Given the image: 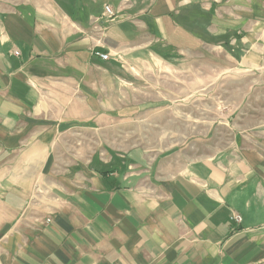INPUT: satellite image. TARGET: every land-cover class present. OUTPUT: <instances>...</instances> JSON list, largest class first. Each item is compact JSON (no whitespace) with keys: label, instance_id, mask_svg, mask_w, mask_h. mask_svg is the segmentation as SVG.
Returning a JSON list of instances; mask_svg holds the SVG:
<instances>
[{"label":"crops","instance_id":"1","mask_svg":"<svg viewBox=\"0 0 264 264\" xmlns=\"http://www.w3.org/2000/svg\"><path fill=\"white\" fill-rule=\"evenodd\" d=\"M263 29L264 0H0V264H264V126L206 156L89 144L160 115L185 62L257 69Z\"/></svg>","mask_w":264,"mask_h":264},{"label":"rangeland","instance_id":"2","mask_svg":"<svg viewBox=\"0 0 264 264\" xmlns=\"http://www.w3.org/2000/svg\"><path fill=\"white\" fill-rule=\"evenodd\" d=\"M260 33L256 44L262 60L256 62L257 69L240 67L229 56V60L216 59L227 56L217 52H212L213 60L199 59L192 70L185 62L174 78L165 77L175 83L167 89L176 88V92L167 91L166 107L160 115L151 110H135L130 116L123 112L116 129L103 128L101 139L89 144L102 149L107 145L119 149L192 145L195 154L206 156L231 144L238 128L264 126V29ZM246 52H251L250 44ZM249 65L254 66L252 62Z\"/></svg>","mask_w":264,"mask_h":264},{"label":"built area","instance_id":"3","mask_svg":"<svg viewBox=\"0 0 264 264\" xmlns=\"http://www.w3.org/2000/svg\"><path fill=\"white\" fill-rule=\"evenodd\" d=\"M115 17V12L114 10L110 7V6H105V18L107 21L112 20ZM17 55H19V53H16ZM100 57L103 60H109L110 56L109 54H104V53H99ZM233 221L236 223H240L241 222V217L240 216H234L233 217Z\"/></svg>","mask_w":264,"mask_h":264}]
</instances>
